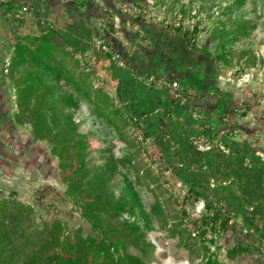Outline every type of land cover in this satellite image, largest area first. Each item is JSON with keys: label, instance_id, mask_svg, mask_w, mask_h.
<instances>
[{"label": "rangeland", "instance_id": "1", "mask_svg": "<svg viewBox=\"0 0 264 264\" xmlns=\"http://www.w3.org/2000/svg\"><path fill=\"white\" fill-rule=\"evenodd\" d=\"M232 2L155 0L162 16L168 20V23L160 21L155 25L167 33L172 51L179 49L181 59L185 64L188 62L191 70L195 69L192 83L216 99L224 100L226 111L238 123L236 128L239 130L231 135L233 140L222 137L217 143H222L223 148L241 143L251 148V154L259 152L260 161L264 163V0H258L257 4L253 0L246 1L242 15L252 20L254 27L241 34L233 33L226 39L224 49L231 52L229 63H226L216 58L219 42L212 40V34L220 20L237 17L234 13H224ZM196 25L198 31H191ZM186 30L189 32L184 34ZM47 80L50 82V78ZM54 90L58 97L72 94L77 102V106L66 112L73 115L78 131L90 138L89 166L103 165L112 156L118 164L108 188L103 190L104 197L113 194L118 197L126 186H130L141 206H138L136 220L142 210L150 216V226L145 232L152 246L149 264H203L204 241L192 236L189 227H192L193 219H200L194 214L207 208L204 206L206 199L218 200V203L228 206L222 195L212 190L217 187V180L210 179L208 186L194 184L205 191L207 198L196 200L192 195L189 197L192 183L184 177V168L181 170L180 164L172 163L174 160L161 147V133L159 128L153 132V122L141 119L138 124L132 123L125 128L123 139L95 114L93 105L83 96L79 97L68 84H55ZM60 117L59 124L63 125L65 115ZM29 118L25 119V123H19L12 113L7 123L0 127V198H13L31 205L34 209V228L59 221L66 232L74 233L82 229L84 236L96 235L80 205L67 193V184L61 178L60 159L52 152V143L36 139ZM211 121L208 118L206 122L211 124L210 128L214 127V121ZM149 128L152 133L147 132ZM206 137L196 138L197 143H212L214 137ZM129 154L131 161L122 162ZM213 179L215 187L212 188ZM158 200L164 215L152 212V206ZM251 202L253 216H244L229 209L241 230H249L250 233H243L241 240L252 248L230 258L227 249L233 245L234 234L218 232L215 235L217 242L211 245V252H215L225 264H264V251L256 245L257 235L264 237V196L259 202ZM107 222L114 227L121 226V220L116 216H108ZM130 250L135 254L141 252L133 246Z\"/></svg>", "mask_w": 264, "mask_h": 264}, {"label": "trees", "instance_id": "2", "mask_svg": "<svg viewBox=\"0 0 264 264\" xmlns=\"http://www.w3.org/2000/svg\"><path fill=\"white\" fill-rule=\"evenodd\" d=\"M246 1L233 0L224 13H234L237 17L220 20L213 31L212 40L219 42L216 58L220 61L229 63L231 52L224 49L226 39L254 27L253 21L242 15ZM253 2L257 4L258 0ZM198 29L196 25L191 31ZM7 75L16 89L13 117L19 123H25L30 117L36 139L52 143V152L60 159L61 178L67 184V193L80 205L96 235L84 236L82 229L66 232L59 221L34 228L31 205L13 198H0V264H149L152 246L145 232L150 226V216L142 210L136 220L141 206L130 186L118 197L114 194L104 197L103 190L108 188L118 164L110 156L103 165L89 166L90 138L78 131L73 115L66 112L77 106V102L72 94L56 96L55 84L65 82L79 97L83 96L93 105L95 114L114 128L120 138H125L127 126L138 121L103 87L94 85V73L85 69L67 47L53 42L46 34L27 35L16 43ZM62 114L65 115L63 125L59 124ZM124 160L131 161L130 154ZM189 191V197L192 195L196 200L207 198L205 191L194 184ZM206 202L207 209L216 208L212 201L206 199ZM152 212L164 215L159 200L152 206ZM231 215L230 209L225 215L216 210L214 214L205 212L200 219L192 220L189 231L204 241L203 264H225L210 249L217 242L218 232L234 234L233 245L227 249L230 258L252 248L241 240L244 236L241 226L235 221L229 223ZM108 216L118 217L121 226L110 225ZM256 245L260 248L258 242ZM131 246L141 252L135 254ZM261 250L264 251L262 247Z\"/></svg>", "mask_w": 264, "mask_h": 264}, {"label": "crops", "instance_id": "3", "mask_svg": "<svg viewBox=\"0 0 264 264\" xmlns=\"http://www.w3.org/2000/svg\"><path fill=\"white\" fill-rule=\"evenodd\" d=\"M141 1L11 0L12 7L8 5L0 11V127L13 113V86L6 64L13 57L15 45L27 35L46 34L53 42L67 47L85 69L90 68L94 83L99 82L131 117L138 122L141 119L153 122V132L159 128L161 147L174 160L172 163L180 164L181 170L184 168L186 180L205 186L215 178L218 185L212 190L222 195L228 207L244 216H253L251 201L259 202L264 196V163L260 161V153L251 154V148L241 143L227 148L217 143L222 137L232 139L231 135L239 130L238 123L226 111L224 100L216 99L192 83L195 69L191 70L188 62L185 64L179 49L172 51L167 33L156 23L146 24L138 32L126 31L130 40L128 47H122L118 40L108 36L107 42L122 53L124 65L112 60L110 54H104L96 45L97 39L106 37L98 26L104 8H108L112 17L123 18L118 11L121 3ZM26 3L36 5V15L53 27L42 32L31 18L17 21L14 16H8L12 8ZM167 77L184 80L180 83L186 89L185 98H174L154 80ZM196 113L212 119L213 130L211 124L196 118ZM211 136L212 143L196 141V138Z\"/></svg>", "mask_w": 264, "mask_h": 264}, {"label": "built area", "instance_id": "4", "mask_svg": "<svg viewBox=\"0 0 264 264\" xmlns=\"http://www.w3.org/2000/svg\"><path fill=\"white\" fill-rule=\"evenodd\" d=\"M11 6V0H0V11L6 7ZM36 5L34 4H23L19 8L14 9L12 8L8 13V16H14L17 21L23 20L25 18H31L35 22L40 25L41 31L45 32L48 30V27H53L49 23L45 22V19L42 18L40 15H36ZM8 9V8H7ZM119 13L122 15L123 18L120 17H112L111 13L108 11V8H104V12L100 16L98 26L100 31L106 36L104 38L97 39L96 45L98 48L106 55H111V59L114 61H118L120 65H124V58L120 50L114 48L110 43H108L107 37L110 36L118 40L119 44L123 47H128L130 45V40L126 35V31H134L138 32L142 26L146 24H157L160 21L164 23H168V20L158 9V6L155 3V0H142L138 3H128L124 2L121 3L118 7ZM193 27V26H192ZM10 62H7V67L9 66ZM82 66L84 64L82 63ZM90 70V68H86ZM157 81V84L161 87H164L169 95H172L176 99H183L185 98L186 89L182 86L180 81L176 78L167 77V78H156L154 79ZM100 83L96 82L95 86H99ZM13 102L16 99V89L13 87ZM192 91H189V94ZM196 118L201 121L207 122V115L196 113ZM225 121L228 122L229 118L224 117ZM208 124V123H206ZM212 188L215 187V179L211 182ZM216 208L207 209L204 208V212L194 214L197 217H201L205 212L208 214H214L216 210H220L223 215L229 212V207L227 205L217 203V201H212ZM204 206H206L204 204ZM230 220V224H232L235 220L233 219V215ZM244 234L250 233L247 228L243 231ZM259 245L264 249V237L257 235L256 238Z\"/></svg>", "mask_w": 264, "mask_h": 264}]
</instances>
